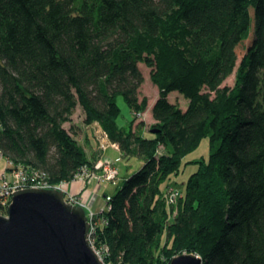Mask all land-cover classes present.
<instances>
[{
	"label": "trees",
	"instance_id": "16d2710c",
	"mask_svg": "<svg viewBox=\"0 0 264 264\" xmlns=\"http://www.w3.org/2000/svg\"><path fill=\"white\" fill-rule=\"evenodd\" d=\"M139 64L158 90L145 132L135 115L117 125L118 96L131 114L146 109ZM77 107L126 158L145 159L94 218L105 264H169L182 253L264 264V0H0L8 169L58 185L91 167L63 127ZM205 138L209 155L170 202L163 184Z\"/></svg>",
	"mask_w": 264,
	"mask_h": 264
},
{
	"label": "water",
	"instance_id": "95a60500",
	"mask_svg": "<svg viewBox=\"0 0 264 264\" xmlns=\"http://www.w3.org/2000/svg\"><path fill=\"white\" fill-rule=\"evenodd\" d=\"M83 207L56 189L26 188L12 193L0 214V264H105L89 242ZM169 264H202L182 253Z\"/></svg>",
	"mask_w": 264,
	"mask_h": 264
},
{
	"label": "rangeland",
	"instance_id": "374dc122",
	"mask_svg": "<svg viewBox=\"0 0 264 264\" xmlns=\"http://www.w3.org/2000/svg\"><path fill=\"white\" fill-rule=\"evenodd\" d=\"M243 51L244 48L240 47L238 50L237 63H239ZM139 68L141 70L144 79L143 84L140 86L138 90L139 99L142 98L147 99L146 109L144 111L135 112V114L134 113L131 114L123 97L118 96L117 105L120 109V114L117 118V125L119 127L127 128L130 120L135 115V120L132 127H135L138 131H142L143 128L145 127L148 128L151 124L154 123V120L152 119V115L150 114H151V108L155 100L157 99L158 90L156 86L152 84L149 78L150 69L147 68L144 64H139ZM234 79H235V75L233 73L223 82L222 86L232 87L234 84ZM168 100L171 103H177L178 106L184 110L188 104V100L183 98L177 92H172L168 96ZM140 122H142L143 125L137 128V124H139ZM63 127L66 130H68L71 136L73 137V139L76 140L78 144L84 148L87 157L92 164L91 167L90 166L88 167V169L90 171L92 170V171L103 172L105 176V180L111 178L110 180L106 181L111 183L109 184L110 187H108V189L106 190L107 196L113 195L116 192V190L122 186L123 182L132 174L137 172L145 162L144 157L137 153H133L126 158L123 155V153H121L120 149L118 147H115L111 143V141L108 139L107 135L105 134L104 130L101 128V126L98 123H93L92 125L89 126L84 124V113L80 107L76 108V110L74 111L73 115L70 118V121L65 123ZM209 153H210V149H209L208 139L205 138L200 142L199 146L193 152L188 154L182 160L180 172L177 175L171 176L170 179L165 184H163L164 190L167 191L168 189L172 188L182 192L184 189V184L187 182L190 175L194 173L197 169V164L195 162L200 161L203 158H207ZM5 160L6 159L4 157L0 159V171L5 167ZM106 162H110L114 166L116 173H109L111 169L108 166H106L109 165ZM98 163L102 165L100 168H98L96 165ZM100 179H103V177H101ZM82 180L88 183L89 185L91 183L97 184L101 182V180H96L92 177H86ZM72 181L73 180L68 181V183ZM112 184H116V185H112ZM167 186L168 188H165ZM67 194L71 195L76 199L78 198L77 196L72 195L71 192H67ZM106 201H108V199ZM84 203H86V201ZM106 203L109 204L108 202ZM92 213L100 215L101 213L103 214L104 212L101 210L99 213L95 211H92ZM5 214L6 213H4L3 211L2 215ZM99 220L101 221V223H105L103 216ZM99 253L100 252H98V254Z\"/></svg>",
	"mask_w": 264,
	"mask_h": 264
},
{
	"label": "built area",
	"instance_id": "2783aa9c",
	"mask_svg": "<svg viewBox=\"0 0 264 264\" xmlns=\"http://www.w3.org/2000/svg\"><path fill=\"white\" fill-rule=\"evenodd\" d=\"M106 136V135H105ZM115 147H117L115 144H113ZM3 157L2 153L0 152V159ZM109 165L108 166L111 171L109 173H116V170L114 166L110 162H106ZM98 168H100L102 165L100 163L96 164ZM11 162L9 160H5V167L0 171V206L3 208L0 209V214L3 213L4 210L7 211V206L10 203L12 193L15 191H19L26 188H40V189H56L60 190L64 193V198L67 202L81 206L83 207L87 212V217L90 225L89 229V242L92 244V235L94 234L95 228H96V222L94 220L95 216L97 214H93L91 209L88 207L87 203H81L76 198L72 197L71 195H68L66 190H64V185L67 182H62L58 185H51L48 184L45 181L44 174H41L40 172L33 173V177L27 176L23 171L19 169H8L10 168ZM114 169V171H113ZM86 177H92L96 180H101V182H106L110 180L111 178L105 180V176L103 172L98 171H90L87 167L84 168L80 173H78L72 180H82ZM103 177V179H100ZM169 200L170 202H173L174 199H176L180 195L179 190H175L170 188L169 189ZM108 209V204L102 209V211H106Z\"/></svg>",
	"mask_w": 264,
	"mask_h": 264
},
{
	"label": "crops",
	"instance_id": "0c3cea01",
	"mask_svg": "<svg viewBox=\"0 0 264 264\" xmlns=\"http://www.w3.org/2000/svg\"><path fill=\"white\" fill-rule=\"evenodd\" d=\"M143 129V132H145L148 128L145 127ZM109 184L111 183L99 182L97 184L91 183L89 185L83 180H74L70 183L67 182L64 185V190H66L67 192H71L72 195L77 196L81 203H84L86 201L88 207L92 211L99 213L106 206V200L110 197L106 194V190L108 189V187H110Z\"/></svg>",
	"mask_w": 264,
	"mask_h": 264
}]
</instances>
